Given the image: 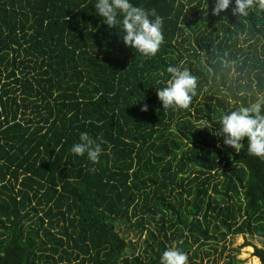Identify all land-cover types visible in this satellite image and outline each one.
Wrapping results in <instances>:
<instances>
[{
  "label": "trees",
  "instance_id": "16d2710c",
  "mask_svg": "<svg viewBox=\"0 0 264 264\" xmlns=\"http://www.w3.org/2000/svg\"><path fill=\"white\" fill-rule=\"evenodd\" d=\"M131 3L163 20L154 56L124 46L95 0H0V264H159L169 246L216 264L231 236L264 238V160L216 134L222 111L264 97V9ZM169 65L195 77L186 109L156 97ZM81 132L96 163L70 151Z\"/></svg>",
  "mask_w": 264,
  "mask_h": 264
},
{
  "label": "clouds",
  "instance_id": "9594fccd",
  "mask_svg": "<svg viewBox=\"0 0 264 264\" xmlns=\"http://www.w3.org/2000/svg\"><path fill=\"white\" fill-rule=\"evenodd\" d=\"M254 3L264 9V0H214L211 12L216 16L229 10L233 16H246ZM94 9L104 25L110 29L119 28L124 46L135 49L144 57L157 53L163 42V20L154 9L146 10L134 5L131 0H95ZM166 72L168 79L156 89V97L162 108H188L196 94L195 77L179 65L167 66ZM140 110L147 111V105L141 104ZM217 123L219 130L216 134L222 136L224 146L236 152L244 149L249 156L264 157V97L258 96L245 105L222 111ZM245 138L246 144L241 142ZM70 151L96 163L102 148L101 143L93 140L87 132H81L78 142L71 145ZM187 259L181 249L169 246L161 252L159 264H187Z\"/></svg>",
  "mask_w": 264,
  "mask_h": 264
},
{
  "label": "rangeland",
  "instance_id": "374dc122",
  "mask_svg": "<svg viewBox=\"0 0 264 264\" xmlns=\"http://www.w3.org/2000/svg\"><path fill=\"white\" fill-rule=\"evenodd\" d=\"M117 229L120 234L126 237L130 242H138V233L133 229L128 228L123 223H119ZM244 240L264 250V238H258L256 236H246L243 238L240 235H234L229 238V242L223 251L222 257L218 259L216 264H226L227 262H229V264H259V261H257L258 259L251 255L253 251L251 246L239 247Z\"/></svg>",
  "mask_w": 264,
  "mask_h": 264
},
{
  "label": "water",
  "instance_id": "95a60500",
  "mask_svg": "<svg viewBox=\"0 0 264 264\" xmlns=\"http://www.w3.org/2000/svg\"><path fill=\"white\" fill-rule=\"evenodd\" d=\"M262 160H264V158L263 157H260Z\"/></svg>",
  "mask_w": 264,
  "mask_h": 264
},
{
  "label": "crops",
  "instance_id": "0c3cea01",
  "mask_svg": "<svg viewBox=\"0 0 264 264\" xmlns=\"http://www.w3.org/2000/svg\"><path fill=\"white\" fill-rule=\"evenodd\" d=\"M258 261V260H257Z\"/></svg>",
  "mask_w": 264,
  "mask_h": 264
}]
</instances>
